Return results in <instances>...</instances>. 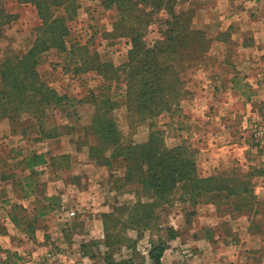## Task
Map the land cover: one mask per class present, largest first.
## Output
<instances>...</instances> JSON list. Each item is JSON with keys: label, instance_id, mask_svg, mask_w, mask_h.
<instances>
[{"label": "rangeland", "instance_id": "obj_1", "mask_svg": "<svg viewBox=\"0 0 264 264\" xmlns=\"http://www.w3.org/2000/svg\"><path fill=\"white\" fill-rule=\"evenodd\" d=\"M117 1L107 4V0H58L56 4V0H50V8L44 14L40 13L37 5L28 1L0 0V9L8 14L0 26V68L4 69L8 60L12 62L14 55H24L28 64L34 66L37 78L54 92L49 93L53 95L48 98L39 87L33 94V100L38 106L35 109L31 105L29 110L6 111L8 104H0V132L23 128L31 134L38 127V134L41 132L42 137L35 142L36 145L56 153L52 157L51 180L47 183L61 188L64 185L68 187L64 196L53 195L52 198H43L38 202L40 212L46 214L47 211L56 210L55 215L59 219L56 216L50 218L54 234L48 233L47 245L32 258L20 260L19 264H106L103 256L106 249L103 241L105 228L109 225L117 231L126 211L135 201L147 203L153 200L132 180L138 178L136 171L128 175L127 167L135 165L131 161L133 158L127 160L121 155L113 156V147L108 143L100 146L104 158L97 157V153L89 155L90 148H94L95 144L94 133L90 129L85 131L94 110L91 102L93 97H90L92 92L103 95V104L112 102L111 112L106 110L104 113L112 116L117 125L116 133L124 143H146L150 132L157 131L154 135L160 138L157 141L159 148L168 150L177 147L176 153L184 149L189 154L198 150L192 156L195 159L196 174L201 178L213 176V183L234 177L240 179L242 170H238L237 176L220 175L219 172L203 174L197 163L201 152L210 143L229 141L236 144L240 148L239 163L243 162L240 168L246 164L250 167L252 164L249 162L256 161V158L250 156L251 149L261 150L264 157V128L254 125L257 118L264 115V101L260 102L263 100L262 92H257L253 87L256 82L264 84V75L261 79L257 75L260 64L255 40L247 33L240 34L241 27L244 29L248 26V20H242V26L230 23L219 27L217 25L216 29H207L196 20L195 0H177L178 6L188 11L185 17L190 18V23L195 28L208 31L211 39L201 51L183 53L172 60L176 65L177 78L182 83L178 84L174 76L168 74L167 87L174 88L172 80L177 83V89L172 94L175 99L171 98L168 106L166 104L160 108L154 102L150 107L158 112L150 111L148 114L140 109L128 112L124 101L128 85L122 74L126 70L120 67L124 68L127 64L129 50L134 48L136 42L139 45L136 49L142 52L143 48H152L155 43L163 41L166 25L160 19L168 17V14L162 9L152 12L149 17L143 16L141 25L136 26L131 21H135L138 10L131 8L125 23H120L119 8L125 5ZM147 11L148 6L141 13L144 15ZM49 13L57 17L52 29L48 26L50 21L46 20ZM44 24L45 27H42ZM119 24L124 27H119ZM158 54L164 55L160 52ZM97 65L99 69H96ZM16 66V69L8 72L11 78L6 73L3 79L0 78V89H6L0 95V102L6 100L8 103L18 95V91L14 92L11 88L12 82L24 85L29 83L28 69L21 68L19 64ZM117 67L120 69L115 70ZM234 72L237 73L230 77ZM217 80L223 87L232 83L234 89L216 91L207 87L210 82ZM250 98L255 100L253 107L246 106L247 102L243 101ZM245 118H252V126L244 127ZM217 128L226 130L221 140L212 139L211 132ZM243 146L248 148L247 154L240 153ZM62 150L65 151L62 155L57 154ZM82 157L97 168L93 167L92 170L83 167L80 164ZM138 158L136 160L139 161ZM101 165L103 171L100 174ZM136 165L140 164L136 162ZM59 166L68 167L72 178L66 176V172L60 170ZM94 171L95 174L92 173ZM83 173L91 175L93 180L100 174L96 191L89 195H85L84 191H74L78 181L82 185ZM45 178L43 172L32 177L38 180L39 189L45 186ZM69 181L71 185H68ZM166 182L165 194L154 205L153 213L148 216L145 225L140 222V229L126 230V235L135 239L136 260L146 264L151 262L148 252L154 245L161 242L166 249L170 239L177 235L171 219L174 210L182 208L190 215L198 212L195 208L199 206V210L206 211L207 203L220 204L222 198L218 194H224L227 190L224 186L214 187V193L202 197L199 193L196 195L197 189L187 185L189 181L185 185L184 181L178 178L172 180L167 175ZM118 206H126V210L119 209V216L106 219ZM217 207L220 210L223 208ZM144 209L143 206L142 213ZM43 219L35 218L26 222H30L28 227L32 229L34 223H42ZM121 250L124 251V247ZM6 253L11 261H18L20 255L14 254V250ZM188 253L182 252L184 255Z\"/></svg>", "mask_w": 264, "mask_h": 264}, {"label": "crops", "instance_id": "obj_2", "mask_svg": "<svg viewBox=\"0 0 264 264\" xmlns=\"http://www.w3.org/2000/svg\"><path fill=\"white\" fill-rule=\"evenodd\" d=\"M195 3L196 20L202 22L207 29H216L217 25L219 27L230 23L242 26V20H248V26L244 29L241 27L240 34L251 35L257 44L260 64L257 75L261 79L264 75V0H195ZM260 82L251 83L257 92H262L263 100L260 102H263L264 84ZM207 87L216 91L234 89L232 83L223 87L218 84V80L210 82ZM217 101L221 103L220 100ZM243 101L247 102L246 106H254L253 98ZM245 119L244 127L252 126V118ZM257 119L254 125L264 128V115ZM224 131L226 130L214 129L211 132L212 139L221 140ZM38 141V127L31 134L23 128L0 132V264H19L20 260L32 258L47 245L48 233L54 234L51 231L50 218L59 216L55 215L56 210L43 214L38 210L37 204L40 199L52 198L53 195L64 196L68 192L65 185V188H61L47 183L51 180L52 157L56 153L37 146L35 142ZM238 151L240 148L236 144L226 141L222 144L210 143L200 153L197 167L203 174L235 171L239 168L247 175L244 184L248 186V190L229 195L218 205L207 203L206 211L199 210V206L195 208L198 212L190 215L182 208L174 210L171 219L177 235L170 239L168 247L163 251L161 260L164 264H264V157L261 150L251 149L250 156L256 158V161L249 162L252 164L250 167L246 164L240 168L243 162L239 163ZM64 152L62 150L57 154L62 155ZM242 152L247 154L248 148L243 146L240 153ZM34 153H43L46 162L32 164L27 159ZM85 159L82 157L80 163L83 167H90L88 169L92 170L93 167L97 168ZM102 167L101 165L100 174ZM59 169L72 178L68 167L59 166ZM42 172L46 175L43 180L46 183L44 187L40 184L43 189H39L36 182L38 180L32 177ZM100 174L96 177L99 178ZM90 176L83 173L82 185L78 181L74 191H84L85 195L95 192L98 178L93 180ZM68 185H71L70 181ZM217 206L223 208L220 210ZM35 218H44L45 221L43 219L42 223H34V227L30 229V222L26 220ZM57 237L58 234L56 239ZM10 250L20 255L18 261L13 262L7 258L6 252ZM186 251L189 256L182 254Z\"/></svg>", "mask_w": 264, "mask_h": 264}, {"label": "trees", "instance_id": "obj_3", "mask_svg": "<svg viewBox=\"0 0 264 264\" xmlns=\"http://www.w3.org/2000/svg\"><path fill=\"white\" fill-rule=\"evenodd\" d=\"M17 1H28L32 4H35L40 9V13L42 12L44 14L45 11L50 8V0ZM56 1L57 2L55 3L57 4L58 0ZM114 1L115 0H107V4L113 3ZM118 1L125 5L124 8L122 6L119 8V16L121 15L120 23H125V17H129L131 8L138 10V12L135 14V21H131L133 24H136V26L141 25L143 16L149 17L152 12L162 9L166 14H168V17L160 19V21L166 25V28L164 29L163 41L155 43L152 48H143L142 52L136 49V47H139L138 43L136 42L134 48L132 47L129 50V60L127 64L123 66L124 68L120 67L123 69V71L124 69L126 70L122 74L126 79V84L128 85L126 88L127 98L124 100L127 106V111L129 112L133 109H140L147 112L148 114L150 111L153 113L158 112L155 111L154 108H151L150 105L156 102V105L160 108L166 104L168 106L170 99H175L172 97V94L177 89V83H182V81L177 78L176 65L172 60H174L177 55L187 52L197 53L206 48L211 36L209 35L208 31L195 28L190 23V18L188 17V20L185 17L188 14V11L183 9L182 6H178L177 0ZM118 1L116 3H119ZM147 6L148 11L143 15L141 12H144ZM7 17L8 14H5L0 9V26L4 23V19ZM56 18V16L53 17V14H48L46 20L50 22L46 23H48L50 29L53 28V24L57 21ZM45 25L46 24H44L42 27H45ZM119 27L124 26L119 24ZM153 50H156V52ZM159 52L161 54L164 53V55H159ZM12 59V62L11 60L5 62L6 65L4 69L3 67L0 68V78L3 79V75H5V73L7 74L8 78H11L10 74L8 73L9 70L16 69L15 66L19 64L21 68L28 69L30 73L29 83L24 85L12 82L13 86H11V88L14 90V92L18 91V95L12 98V100H10L8 103L6 100H4L3 102H0V104H8L6 111L10 109H19V111H22L23 109L29 110L31 105L35 109V107L38 106H36L37 102L33 100V94L34 92L38 91L39 87H41L40 90L43 89V91L46 92L48 98L49 96L53 95L48 94L54 92L46 87L42 80L37 78L38 75L34 66L32 67L28 64V61L24 55H14ZM98 63L99 62L97 61V64ZM183 66L182 68H184ZM96 67V69H99L100 66L97 65ZM120 68L117 67L114 69L118 70ZM168 74H172V76L175 78V81L177 82L176 83L174 80H172L174 88L167 87L166 80L169 77ZM106 89H110V87H106ZM5 90V88H1L0 95L4 94ZM132 92H136V94L132 95ZM98 94L99 93L97 92L94 94L92 92L90 95V97H93L91 102L94 106V110L90 118V123L85 126L86 132H88L90 129L92 133H94L93 135H95L94 148H90L89 155L97 153V157L104 158L105 156H103L102 152H100L102 151L100 146H105L104 144L108 143L113 147V156L121 155L127 160L133 158L131 161L135 165L130 168L129 166L127 167L128 175H133V170H135V174L138 175V178L135 176L136 178L132 180H134L137 185L143 188L148 196L153 198L152 201L147 203L135 201V203L126 211V216L122 219L117 231H115V229L111 228L109 225L105 228L103 241L106 249L103 251V256L106 264H146L136 260V252L134 249L135 239L126 235V230L133 228L140 229V227H142L141 224L145 225V221L148 219V216L152 215L153 213L152 209L154 205L160 202L163 198V195L165 194L164 191L167 186V175H170L172 180L178 178L184 181L183 183L185 185V182L189 181L190 184L187 185H191V188L197 189L196 195L201 194L200 196L202 197H206L208 194L214 193V191H212L214 187L224 186L227 189L225 190L226 192H224V194H218V197L222 199L227 198L232 194L244 193L248 190V186L244 184L247 175L243 174V172L240 174V179L234 177L227 180L222 179L216 183H213V181H215L213 176L205 178L198 177L195 169V159L192 158L194 153L198 150H195L189 154L186 153L184 149L181 152L176 153L177 147L168 150L159 148L160 145L157 141H159L160 138H157V136L154 135L157 131L152 130L150 132L146 143H133L131 141H126L124 143V141L118 135V132L116 133L117 125L111 118L112 116H106L104 113L106 110L111 112L113 108L112 102L110 104L109 102H107V104H103V95ZM98 96L99 98H97ZM0 98L2 97L0 96ZM44 104H46V102H44ZM36 121L40 122L38 118H36ZM41 135L42 133L39 132V139L42 137ZM136 157H139V161L136 160ZM154 159L156 160L153 164ZM27 160L32 162V164H42L46 162L43 153H34ZM136 162L140 165L137 166ZM179 162L180 164L177 165ZM168 168L169 171H167ZM238 170L239 168L235 171H221L219 173L220 175L237 176L236 174ZM139 174H142L143 177H139ZM143 206L145 209L142 213ZM119 209L121 211H125L126 206L120 208L119 206L115 207V212L107 215L106 219L109 220L110 217L116 218L119 216ZM122 247H124V251L121 250ZM165 247V244L160 242L158 245H154L152 249L149 250L148 255L151 261L150 264H164L161 260V257Z\"/></svg>", "mask_w": 264, "mask_h": 264}]
</instances>
